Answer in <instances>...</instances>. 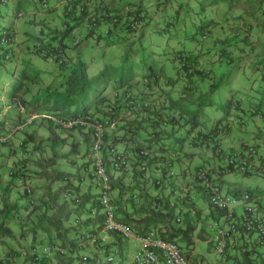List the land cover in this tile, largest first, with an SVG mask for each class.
Segmentation results:
<instances>
[{
  "label": "trees",
  "instance_id": "16d2710c",
  "mask_svg": "<svg viewBox=\"0 0 264 264\" xmlns=\"http://www.w3.org/2000/svg\"><path fill=\"white\" fill-rule=\"evenodd\" d=\"M8 2L9 0H0L2 5L7 6ZM21 2L19 0L18 4L14 6L12 21L7 26L0 27V86H2L0 88V100L5 81H13L14 78L18 77L8 94L10 106L17 102L29 115L46 113L76 120L86 118L88 115L111 117L116 122V128L107 136V142L118 147L120 145L131 146L127 149L129 153L133 154L131 158L134 160L129 172H120L112 179L118 218L130 223L140 233L157 228L163 238L178 241L187 247L192 246L199 224V218L192 214L195 204L190 196L179 197L175 194L174 184L171 180V162L166 157L167 153L161 151L162 146L184 128L188 129V133L176 137L173 140L175 143H184L199 128L204 132V136H202L204 138L212 136L215 139L221 137L222 134L228 135L232 132L228 120L233 118L235 122L236 120L237 122L242 121L250 112V105L253 102L243 99L239 101L233 98L224 102L220 101L217 109L225 117L209 126L204 120L205 111L218 101L215 95L218 92L220 95V89L227 86V79L225 76L218 77L215 75L211 77L208 65H205L207 69L203 65L198 67L188 55L187 59L188 63L192 65L191 67H187L183 71L184 68H180L172 58V62L177 67L179 66L178 75L173 77L167 74L164 71L163 56L167 57L174 50L168 47L160 50V44L154 41L158 37L159 29H151L147 25L148 21L145 14L136 12L124 16L122 11H118L116 12L118 20L115 22L110 19V15L115 12L106 10L102 5V0H36L38 7L27 19L29 23L34 24L36 33L26 31L28 40L25 44V40L17 41L16 20L23 14L24 16L25 14L28 15V8ZM62 3L65 5L62 16L59 17V24L48 23L47 17L39 16V13H56L58 11L57 5ZM0 11L2 10L0 9ZM2 17L4 14L0 13V18ZM139 18L144 21V25L141 28L132 27L131 20ZM210 23H202L194 33H191V43L202 44L211 36L212 25ZM104 24L108 25L109 34L99 32V28ZM93 37L95 43L90 40ZM4 38L7 39V44H1ZM86 42H89V47H95L97 44L123 46L120 63L117 65L107 63L97 71L91 72L89 59L80 53L81 47ZM24 44L25 46L22 47ZM20 51L24 55L18 63ZM176 52L186 56L184 48L178 49ZM90 54L92 55V53ZM209 54L218 56V60L226 61L228 59L231 61L230 49L225 44H214ZM36 56L45 63L53 60L57 70L62 73L67 72V74L63 82L58 85H47L42 91L32 94L28 98L27 95L31 93L32 84H41L40 82L44 80L43 73L50 71L42 70L34 64L32 59ZM198 78H202L203 81L207 80V82L204 85H198ZM262 78L264 79V74ZM111 83L115 90L123 91V99L119 102H115L107 94V89ZM263 89L264 86L258 91L263 93ZM21 91L23 92L20 93ZM173 92L178 93V96L175 97ZM125 95L140 101L137 110L131 109V105L124 101ZM234 102L239 106L234 108ZM257 105L258 110L264 108L261 101ZM111 106L112 113L109 111ZM249 114L252 117L256 116L251 112ZM36 119L31 124L32 126H34ZM21 121L2 120L0 135L4 134L9 124L16 126ZM51 124L55 128L58 127L52 121ZM76 129L84 130L86 133L83 132L88 136L86 130L91 132L90 127L83 125L75 126L71 132ZM19 132L24 133L22 146H28L30 139H34L33 133L26 132L25 129L19 130L17 133ZM91 133L89 137L86 136L88 152L91 149ZM55 142L53 140L50 144L53 148H55ZM214 142H216L215 147H213L214 152L216 153L218 148L221 149V152L215 155L221 159L226 153L234 151L233 147L229 149L226 147L228 145L219 143L217 140ZM9 143L2 144L0 147L7 146ZM244 145L245 143L242 142L239 143L238 147ZM142 148L150 150L146 160L140 154ZM123 150L126 149L123 148ZM12 151L16 153L15 150ZM155 152L158 153V156ZM0 154H5V152L1 151ZM104 155L107 165L110 167V155L106 147L104 148ZM20 156L26 155L22 152L19 154ZM3 159L1 161L0 158V167L4 162ZM52 162L54 165L56 164L54 160ZM143 162L146 163V171L141 170ZM154 163L157 165L153 171ZM54 165L46 170L51 172V175L48 176L52 178V181L45 186L46 192L41 198L34 196L35 204H32L31 200L28 199V194L25 193L24 189L20 191L22 196L29 200L28 206L33 208L26 217L31 218L32 214L42 215L40 220L31 226V231H37L38 226L45 224L46 227L43 230L48 233L51 242L61 241L66 244L73 241L77 235V228L73 224L74 220L71 219V215L83 217L87 212L86 203L93 196L89 194L91 197L87 199L84 197L89 196L88 194L82 195V201L78 204L72 201H61L63 189L72 186L71 183L65 181V178L66 176H74V174L53 168ZM24 168L25 164H22L21 173L13 168L8 175V178L11 176L12 179H9L6 184L2 183L1 180L4 174H0V191L2 192L0 218L3 219L0 220V240L4 236L16 237L12 230L5 228V225L7 218L12 213L19 212L16 204L11 205L8 201L10 192L14 190L15 185H19L20 189L21 186H24L23 182L25 183V181L22 180V176L31 178ZM38 173L45 176L44 171ZM255 174L263 175L262 173L244 175L254 176ZM55 183H57L56 187ZM61 183L62 186L59 185ZM76 190L80 192V187L77 186ZM244 191L251 193L252 200L264 213V200L261 197L264 195V190H261L260 194L249 189ZM244 191L236 188L231 193L239 195ZM34 194L36 195L35 189ZM38 200L39 203L36 204ZM38 211H41V214ZM178 213L182 216L181 221H177ZM222 214L221 211H218L215 219H220ZM204 232L210 233L208 229L202 228L200 235L203 236ZM38 237L34 234L33 240ZM224 256L227 257V260L232 259V264H264V259L258 257V249L252 247L236 254H232V251L228 250Z\"/></svg>",
  "mask_w": 264,
  "mask_h": 264
},
{
  "label": "crops",
  "instance_id": "0c3cea01",
  "mask_svg": "<svg viewBox=\"0 0 264 264\" xmlns=\"http://www.w3.org/2000/svg\"><path fill=\"white\" fill-rule=\"evenodd\" d=\"M10 1L11 0H9L8 5ZM18 1L19 0H12L14 5H17ZM20 1L28 8V15L20 18L23 19L20 22L16 20V23L19 25L18 27L24 26L23 31H20V28L17 30L18 35L20 34L19 36L17 35V41L25 40L26 44L28 40L26 31H30V28L33 26L27 19L36 11L38 6L36 0ZM64 5V3L58 4V11L56 13H39V16L47 17L48 23L54 24V21L62 16ZM102 5L108 11H114L115 13L122 11L124 16L136 12H141L146 15L148 21L147 25L150 26L151 29H159L158 37H156L154 41L160 44V50L166 47L174 50V52L172 51L167 57L163 56L165 64L164 71L167 74L173 77L178 75L179 66L177 67L175 63L172 62V58L179 53L176 52L178 49L184 48L186 50V55L194 60L196 66L208 65L211 77L215 75L218 77L225 76L227 79L228 84L226 87L230 94L227 96L225 93L226 98L224 99L223 93L221 92V96L218 97L219 102H224L229 98L239 101L243 99L248 102H253L250 108L252 106L257 107L260 101L263 103L264 107V89L263 93L258 91L264 86V79L262 78L264 74V0H102ZM0 13L2 14L3 12L0 11ZM57 20L60 22L59 19ZM206 22H211V36L202 44L195 45L191 43V33H194L202 23ZM107 26V24L101 26L99 32H104ZM34 30H36V28H34ZM90 40L92 43L96 42L94 37L90 38ZM25 44L22 47H24ZM214 44H225L230 49L231 61L228 59V61L218 60V56L209 54ZM94 48L99 50V52H97L99 61H106L102 67L107 63L116 65L120 63V58L123 54V46H102V44H97L96 47H89V53L95 54ZM22 55H24V53L20 51L19 58H21ZM109 59L111 60L108 61ZM50 62H52V64ZM47 64L51 65V67L56 66L53 60L47 62ZM38 68L42 69L41 66H38ZM206 82L207 80L203 81L202 78L197 79L198 85H204ZM234 92H237L239 95L241 94L239 99L234 98L237 96ZM173 95L177 97L178 93L173 92ZM249 113L242 121L237 122L236 120L235 122L233 118L228 120V125L232 129V132L228 135L222 134L221 137H216L215 139L212 136L204 138L202 137L204 136V132L199 128L196 129L184 143H175L173 140L176 137H180L179 133L182 130H186L185 135L188 133V129L184 128L181 129L178 134L174 135V138L166 141L162 146L161 151L167 153L166 157L171 162V180L172 184H174L173 186L176 189L181 188L184 192V196H190L192 202L195 204L192 214L206 220L204 225L206 229L207 225L212 224L214 221L217 222L219 219H215L217 215L213 213V210H211V213L205 212L206 207L203 201L210 209H212V207L209 204L207 193L197 182L192 180L193 172L199 166H209L216 180L222 183L224 188L230 193L235 190L237 186L233 179H227L228 176L240 174H223V159L215 155L213 147H215L216 142L214 141L217 140L219 143L231 145L235 148L238 147L239 143L241 144L244 141L245 144L256 145L261 154L260 159H256V161L264 167V133L261 129V124H264V120L256 116L252 117ZM224 117L225 116L221 112L217 116H214L213 113L211 117L208 119L204 118V120L211 126L214 122ZM7 131L8 128L5 129L4 133ZM130 147L131 146H119L121 149L125 148L127 152H129L127 148ZM155 154L158 156L157 152H155ZM130 156L132 157L133 154L130 153ZM12 161L13 159L11 162ZM82 162H85V159H82ZM131 162H134V160ZM10 163L7 173L4 175L8 181L12 179L11 176L8 178V175L12 172L13 166H16L15 164L12 166ZM156 165L157 164L154 163L152 166L153 171ZM74 173H77L76 169ZM78 173H82V168L78 169ZM0 174L2 173L0 172ZM262 174V177H264V173ZM77 184L79 185L80 182ZM59 185L62 186V183ZM91 185L93 184L82 182L80 186H78L80 187L82 195L97 194L98 191L94 189L93 186L92 189H90ZM42 195L38 194L37 197L41 198ZM89 197L91 196H85L84 198L89 199ZM8 201H10L9 203L11 205L16 204L19 209V212H14L7 218L5 225V228L12 230L16 235L14 238L16 244L9 246L3 253L12 249H21L24 246L31 245L36 241V239L33 240V235L36 234L38 236L42 232H45L43 228L45 229L46 227L44 224L38 226L37 231H31V226L35 222H38L42 215L32 214L31 218H27L26 216L31 213L33 208L28 206L29 200L27 197L19 195L17 190L13 191V197H9ZM38 203L39 200L36 204ZM240 210H242V208H240ZM38 212L40 213L41 211ZM74 217L75 215L72 214L71 219ZM82 218H86V214ZM11 224H16L19 227V232L13 230ZM210 233L207 234L204 232L202 237L205 241H211L213 234L211 231ZM27 236H30L31 239L28 240L27 243L22 244V240H27ZM247 238L248 239H238V243H251L254 240L253 237L250 236ZM0 242L5 244L3 238H1ZM125 245L127 246L128 244ZM3 253L0 252V255Z\"/></svg>",
  "mask_w": 264,
  "mask_h": 264
},
{
  "label": "built area",
  "instance_id": "2783aa9c",
  "mask_svg": "<svg viewBox=\"0 0 264 264\" xmlns=\"http://www.w3.org/2000/svg\"><path fill=\"white\" fill-rule=\"evenodd\" d=\"M110 19L116 22L117 14H111ZM131 25L134 28H141L144 21L141 18L133 19ZM104 34H109L108 26ZM1 44H7V39L4 38ZM174 60L180 68H184L183 71L192 66L188 63L187 55L178 53L174 56ZM122 92L116 90L112 100L119 102L123 99ZM124 101L131 105L133 110H137L140 105L139 100L128 95H125ZM237 106L239 105L234 102L233 107ZM109 111L113 112L112 106ZM249 111L264 120V108L258 110L252 106ZM44 116L63 130H71L77 125H83L90 127L92 131L90 149L92 163L84 166L82 173H78L75 177L66 176L65 181L72 186L63 189L61 200L80 203L83 196L75 187L86 182L84 181L86 179L93 182L98 192L86 203V218L80 216L73 218V224L77 228V235L73 241L66 244L61 241L51 242L48 233L42 232L31 245L1 254L0 264H196L194 262L196 252L193 246L187 247L178 241L167 240L161 236L157 228L140 233L130 223L118 218L112 179L120 172H129L133 160L126 150L107 142V136L116 128V122L111 117L88 115L86 118L76 120L53 114ZM37 117L38 115L28 116L25 121L1 134L0 145L9 143L17 131L31 125ZM105 147L110 155V167L105 159ZM226 147L230 149L232 146ZM233 148V152L224 155L223 174L264 173V167L256 161L261 157L256 145L245 144L242 147ZM27 150L28 148H25L23 153L26 154ZM220 152L221 149L218 148L215 154L218 155ZM140 154L146 160L150 150L142 148ZM145 165L146 163L143 162L141 170L146 171ZM14 168L19 173L22 172L21 165H16ZM22 178L25 181L23 189L28 194V199L35 204L32 179L26 176ZM192 180L207 193L210 206L223 213L217 222L209 224L213 234L212 247L217 254L224 256L228 250L236 254L247 251L251 247L264 249V213L252 200L250 192L244 191L239 195L230 193L222 183L216 180L212 169L205 165L195 169ZM78 182H80L79 185ZM174 190L177 196H184L181 188L174 187ZM181 220L182 216L178 213L177 221ZM249 236L254 239L251 243H238V239H248Z\"/></svg>",
  "mask_w": 264,
  "mask_h": 264
},
{
  "label": "rangeland",
  "instance_id": "374dc122",
  "mask_svg": "<svg viewBox=\"0 0 264 264\" xmlns=\"http://www.w3.org/2000/svg\"><path fill=\"white\" fill-rule=\"evenodd\" d=\"M14 6L15 5L13 4L12 0L10 1V4L7 6L0 4V9L2 10L4 14V17L0 18V27L7 26L12 21ZM25 16L24 14L20 16L19 19H17L18 22L23 20L20 18L25 17ZM57 19H59L60 21L59 17ZM57 19L54 21V24H59ZM18 26L19 25L16 23L17 30H19L20 28V31H23L24 26H21V27H18ZM33 27H34V24L30 28V31H32L33 33H36ZM88 45H89V42L84 43L83 46L81 47L80 53L81 55H84L87 59H89L90 64H91V72L97 71L100 67H102V65L106 61H99V57L97 54L99 50L97 48H94L95 54L91 55L88 51L89 50ZM108 55H111V54H108ZM22 58H23V55L21 56V58H19L18 63H20V60ZM32 60L34 61V64L37 67L41 66L42 70L47 69L50 71L43 73L44 80L40 82L41 84L39 83L32 84L31 93L27 95L28 98H30L32 94L42 91L44 88L47 87V85H58L59 83L64 81L67 72L65 73L60 72L59 70H57L56 66L51 67V65L40 61V59L37 56ZM110 60L111 59H109L108 61ZM50 63L52 64V62ZM17 78L18 77L14 78L13 81L4 80L5 84H4V89L2 91L1 100H0V109H1L0 110V127H1V122L4 119L8 121H16V120L21 121L22 119L25 120L28 116H30L25 111V109L21 105H19L17 102L12 103V105L10 106V98L8 97V94H9L10 89L17 82ZM109 86L110 87L107 89V94L109 95V98L112 99L113 93L116 90L112 87V83ZM1 87L2 86H0V88ZM22 92L23 91H21L20 93ZM220 92L223 93L224 99L226 98L225 93L227 96L230 94L227 87H222L220 89ZM234 93L235 95H237L234 98L239 99L241 94L239 95L237 94V92H234ZM220 96L221 94L219 95V92L215 95L217 100H218V97ZM219 105H220V102L217 101L216 103H214V105L209 106L207 110L205 111V119H208L209 117H211L213 113H214V116L219 115L220 111L217 109ZM42 114L43 113L36 114L38 115V117L36 119V122L34 123V126L32 125L29 127L27 126L25 129L26 132H32L34 135V139L33 140L30 139L28 146L26 145L22 146V140H23L22 135H24V133L19 132V133H16L15 136L11 138L9 145L0 147V152L3 151L6 154V155L0 154L1 161L4 158L3 159L4 162L2 163V166L0 167V172L4 175L7 173L8 165L12 159L13 161L10 163L12 166L14 164L15 165L25 164L24 170L25 172H27V174L31 176L32 183L34 185V189L36 193L35 196H38V194H41V195L45 194L46 192L45 186L49 182L52 181V178H49L50 176H48V175H51V172L49 173L48 171H46V170H49L48 167H51L52 165H54L52 160H54V162L56 163L53 166V168L55 167L59 170L72 173L74 174V177L78 174V169L83 168L84 166H88L92 163L91 152H90V149H89V152L87 151L88 144L86 141V136L89 137L91 133L89 132V130H86L87 134H89L88 136V135H85L86 132L84 130L83 131L85 133L83 131H80V129H76L74 132H71L72 130L64 131L59 127H56L57 128L56 129L51 124V121L48 120L46 117L42 116ZM11 125L12 124L8 125L9 129H11V127L13 126ZM261 129L263 130V133H264V124H261ZM185 133H186V130H182L179 133V135L183 136L185 135ZM53 140L56 141L55 148H53L52 145H50ZM235 144H238V143H235ZM25 148H28V153L25 154L26 156L19 157V154L24 152ZM12 150H15L16 153H13ZM128 154L130 153L128 152ZM82 159H85V162H82ZM75 169L77 173H74ZM41 171L45 172V176L39 175L38 172H41ZM4 175L1 180H2V183L6 184L8 180H6V177ZM229 178L233 179V181H235L236 183L235 185L237 186V188L243 191L249 189V190L254 191L257 194H260L261 189L264 190V177L262 176H259V175L248 176V175L239 174V175L228 176L227 179ZM84 181L89 182L90 184L93 183L87 179ZM23 185H25L24 182H23ZM56 186H57V183H55V187ZM92 186L94 187V189H97L96 186L94 185H91L90 189H92ZM23 188L24 187L21 186V189H20L19 185H15L13 191L17 190L19 195H23L20 191V190H23ZM13 191L10 192V198L13 197ZM1 196H2V192L0 191V201H1ZM92 196H96V195L92 194ZM261 197L262 199H264L263 198L264 195H261ZM203 204L206 207L205 212L211 213L212 212L211 210L213 209H210V207H208L204 201H203ZM213 213L218 215L217 210H213ZM0 220L2 221L3 219L0 218ZM205 221L206 220H204V218L202 217L199 218L198 229L195 232L194 244L192 245L196 252V256L194 257V262L196 264H232L233 262L232 259L227 260L226 256H221L217 254L214 251V248L212 247L213 245L212 241H205L202 235H200V230L204 228ZM11 228L15 230L16 232H19V227L16 224H11ZM207 229L211 231L212 228L210 227V225H207ZM30 239H31L30 236H27V240L23 239L22 244L27 243L28 240ZM3 241L5 242V244H2L0 242V252L1 253L6 251V249L9 246L16 244L15 239L10 236H4ZM256 249H258V255H259L258 257L260 259H264V249L263 248H256Z\"/></svg>",
  "mask_w": 264,
  "mask_h": 264
},
{
  "label": "clouds",
  "instance_id": "9594fccd",
  "mask_svg": "<svg viewBox=\"0 0 264 264\" xmlns=\"http://www.w3.org/2000/svg\"><path fill=\"white\" fill-rule=\"evenodd\" d=\"M45 114H46V113H45ZM45 114H43L42 116H44ZM30 116H32V115H30ZM44 117H45V116H44ZM46 118H47V117H46ZM47 119H48V118H47ZM25 120H26V119H25ZM25 120L23 119L21 122H23V121H25ZM19 123H20V122H19ZM12 127H14V126H12ZM12 127H11V128H12ZM28 127H29V126H28ZM86 127H87V126H86ZM25 129H26V128H25ZM9 130H10V129H9V127H8V131H9ZM62 130H63V129H62ZM8 131H7V132H8ZM17 132H18V131H17ZM17 132H16V133H17ZM91 132H92V131H91ZM16 133H15V134H16ZM15 134H14V136H15ZM110 134H111V132H110ZM91 139H92V133H91ZM91 142H92V141H91ZM243 175H244V174H243Z\"/></svg>",
  "mask_w": 264,
  "mask_h": 264
}]
</instances>
